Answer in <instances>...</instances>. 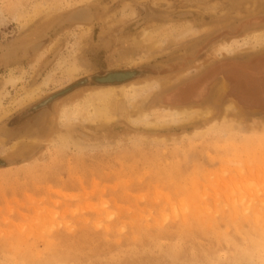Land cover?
I'll use <instances>...</instances> for the list:
<instances>
[{
  "label": "rangeland",
  "instance_id": "374dc122",
  "mask_svg": "<svg viewBox=\"0 0 264 264\" xmlns=\"http://www.w3.org/2000/svg\"><path fill=\"white\" fill-rule=\"evenodd\" d=\"M263 33L264 0H0V264H264Z\"/></svg>",
  "mask_w": 264,
  "mask_h": 264
},
{
  "label": "bare ground",
  "instance_id": "6f19581e",
  "mask_svg": "<svg viewBox=\"0 0 264 264\" xmlns=\"http://www.w3.org/2000/svg\"><path fill=\"white\" fill-rule=\"evenodd\" d=\"M82 11V10H81ZM79 12V11H78ZM76 13V14H75ZM72 16L75 17L76 19L78 18H82V19H85V14H81L80 13H77L75 12ZM72 17V18H73ZM74 18V19H75ZM151 28V27H150ZM193 28H191L189 30L186 29L182 35H186L188 34L189 35V31H192ZM153 34V33H152ZM264 34V33H263ZM150 35V34H149ZM187 35V36H188ZM149 38V36H147ZM146 41V40H145ZM144 41V42H145ZM169 41V40H168ZM154 42V41H153ZM162 42V41H161ZM143 44V42L141 43ZM157 45V44H156ZM176 45V44H175ZM153 49H155V47H152L148 49L149 53H152L153 52ZM160 49V48H159ZM170 49V48H169ZM157 50V49H156ZM168 50V49H167ZM160 51V50H159ZM147 53V52H145ZM154 53V52H153ZM152 53V54H153ZM155 54V53H154ZM159 54V53H158ZM144 56V55H143ZM68 65V66H67ZM67 70L69 71V73L71 74H74V73H77L79 70H81L83 67L77 62L76 58L73 57V59L71 61H69V63L67 64ZM82 71V70H81ZM85 71V70H84ZM18 79H14L13 77L9 76L8 78L5 79V84H12L14 82H16ZM47 81L45 80L43 82L44 85H46ZM141 86V85H140ZM139 86V87H140ZM142 88V87H140ZM157 88V86L155 84H152V85H149V86H146V88H142L139 90H135V95H139L141 94V92H144V95H143V99L146 100L148 97H149V94H151V92H153L155 89ZM2 92L0 90V106L2 104ZM36 95V91L35 90H32V91H28L26 93H24L20 99H19V104H23V103H27L29 101H31L34 96ZM129 95V93L127 94ZM133 95V94H132ZM111 100H114V102H116L117 100V96L116 94L113 92V91H109L107 90L106 92L103 91V93H99L97 95H95L94 97H92V101H91V106L93 107V111H94V115L96 116L97 119L99 120H104L106 122H110L113 118H114V115L116 113V108H114V104H112ZM231 108V105H229L227 107L228 110H230ZM208 112V111H206ZM205 113H196V112H187L186 113V119H189L191 120L192 118L194 117H198V116H202V115H205ZM178 114V113H177ZM94 117V116H92ZM90 120V119H89ZM96 120V119H95ZM98 120V121H99ZM92 121H94V119H92ZM103 122V121H102ZM138 122V121H137ZM151 124V123H150ZM148 125V124H147ZM70 134V133H69ZM85 136V135H84ZM77 139V137H76ZM238 252V251H237ZM239 254V253H238ZM249 255V254H248Z\"/></svg>",
  "mask_w": 264,
  "mask_h": 264
},
{
  "label": "flooded vegetation",
  "instance_id": "af4514ba",
  "mask_svg": "<svg viewBox=\"0 0 264 264\" xmlns=\"http://www.w3.org/2000/svg\"><path fill=\"white\" fill-rule=\"evenodd\" d=\"M258 63L259 64H253V65H251V67L252 68H257L259 65H264V59H261V60H259L258 61ZM248 65H250V63L249 64H243V66H245V67H247ZM223 66H219V68L217 69L218 71H220V69L222 68ZM244 70H242V71H245V72H247L248 70L247 69H245V68H243ZM235 72L234 73H236V76H234L236 79H237V76H240V74L242 73V71L240 70V69H238V68H235V70H234ZM235 82H236V84L241 88V89H243L247 84L245 83H243L242 81H237V80H231V81H229V85H228V92H229V96L231 97V98H233V99H235V100H239L240 101V104H241V106H245V102H243L240 98L241 97H239L238 95H236L235 93H233L232 92V90H233V85L235 84ZM249 83V82H248ZM264 83V81H262V84ZM255 87H257V86H254V85H252V87L251 88H255ZM262 87L263 86H261V89H262ZM264 88V87H263ZM243 90H245V88L243 89ZM255 96H258L257 98H260V100H257V102L258 103H261V104H264V98L263 97H261V95L260 94H258V95H254L253 97H255ZM253 97H251L250 96V98H253ZM253 101V100H252Z\"/></svg>",
  "mask_w": 264,
  "mask_h": 264
},
{
  "label": "water",
  "instance_id": "95a60500",
  "mask_svg": "<svg viewBox=\"0 0 264 264\" xmlns=\"http://www.w3.org/2000/svg\"><path fill=\"white\" fill-rule=\"evenodd\" d=\"M82 10V12H81V14L83 13V14H85V19H76L75 17H73L72 15L75 13V12H78V11H81ZM73 17V18H72ZM75 18V19H74ZM90 19V11L87 9V8H79V9H76V10H74L73 12H71L70 14H68V16L65 18V20H64V22L66 23H71V22H77V21H81V22H83V21H88ZM138 72H140V71H138ZM48 100H46L45 102H43V103H41L40 105L41 106H43V105H45L46 104V102H47ZM10 164V162H8V161H1L0 162V166H7V165H9Z\"/></svg>",
  "mask_w": 264,
  "mask_h": 264
}]
</instances>
